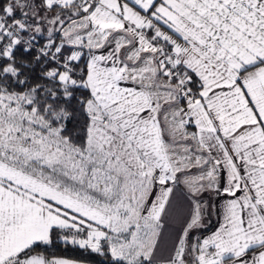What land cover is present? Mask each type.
<instances>
[{
    "label": "snow or ice",
    "instance_id": "obj_1",
    "mask_svg": "<svg viewBox=\"0 0 264 264\" xmlns=\"http://www.w3.org/2000/svg\"><path fill=\"white\" fill-rule=\"evenodd\" d=\"M58 245L264 264V0H0V264Z\"/></svg>",
    "mask_w": 264,
    "mask_h": 264
},
{
    "label": "crops",
    "instance_id": "obj_2",
    "mask_svg": "<svg viewBox=\"0 0 264 264\" xmlns=\"http://www.w3.org/2000/svg\"><path fill=\"white\" fill-rule=\"evenodd\" d=\"M183 195L178 190L176 193V198L173 201V207L169 210L167 216L166 226L163 232V236L159 243V250L157 258L160 259L168 254V250L171 247L173 238L176 234V231L180 228L181 221L183 218ZM63 256V255H60ZM67 257V256H65ZM71 258V257H68ZM75 259V258H72ZM79 260V259H78ZM82 264H93L91 262L81 260Z\"/></svg>",
    "mask_w": 264,
    "mask_h": 264
},
{
    "label": "trees",
    "instance_id": "obj_3",
    "mask_svg": "<svg viewBox=\"0 0 264 264\" xmlns=\"http://www.w3.org/2000/svg\"><path fill=\"white\" fill-rule=\"evenodd\" d=\"M49 252H52L56 255H63L79 260H85L93 264H102V258L95 255H89L87 253H83L80 250L71 247L65 250L62 245H58L56 247H50Z\"/></svg>",
    "mask_w": 264,
    "mask_h": 264
}]
</instances>
